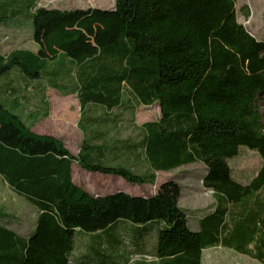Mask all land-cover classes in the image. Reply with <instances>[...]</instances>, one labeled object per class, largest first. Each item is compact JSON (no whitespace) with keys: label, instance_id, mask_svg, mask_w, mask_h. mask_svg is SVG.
<instances>
[{"label":"trees","instance_id":"obj_1","mask_svg":"<svg viewBox=\"0 0 264 264\" xmlns=\"http://www.w3.org/2000/svg\"><path fill=\"white\" fill-rule=\"evenodd\" d=\"M37 1L0 0V26L28 21L37 46L0 53V83L16 73L75 95L83 139L73 155L34 133L18 101L2 99L9 81L0 85V178L37 211L27 235L0 213V264H203L219 247L264 264V40L238 22L236 0H115L112 10ZM154 104L160 117L136 139L109 138ZM241 149L261 159L246 182L230 167ZM74 164L138 186L200 164L214 207L192 227L176 178L154 194L93 195L75 183Z\"/></svg>","mask_w":264,"mask_h":264},{"label":"rangeland","instance_id":"obj_2","mask_svg":"<svg viewBox=\"0 0 264 264\" xmlns=\"http://www.w3.org/2000/svg\"><path fill=\"white\" fill-rule=\"evenodd\" d=\"M115 0H38L37 8L75 10L97 8L101 10H112ZM238 22L257 40H264V0H236ZM242 9L248 11V17L244 16ZM15 49H24L36 52L37 46L31 41L30 24L21 20L11 26H0V53L8 54ZM8 87H11L12 95L4 94L2 99L12 101L16 99L20 104V115L31 128L40 135L52 136L63 142L65 147L76 155L83 139L82 132L78 129L80 107L75 95L62 97L52 90L44 81L38 84L24 81L21 76L12 73L8 80ZM28 83V84H27ZM44 98V101L42 100ZM48 105V113L44 118L43 105ZM259 111L264 119V97L259 100ZM160 117L157 104L150 107L140 106L134 114V124L128 121L120 126L110 129L108 136L112 140L136 139L138 127L146 123L155 122ZM126 119L128 117H125ZM105 129V128H104ZM134 162L132 161L131 164ZM259 156L246 149H242L239 156L230 162L233 175L246 182L253 173L260 167ZM126 166V165H125ZM136 166V165H134ZM139 167L136 166V169ZM143 174L142 171H135ZM204 172L202 165H192L180 168L172 173H157L154 186L131 185L126 181L97 174L89 176L77 164L73 167V179L76 184L90 194L96 195L112 193L114 187H118L130 195L154 194L159 184L167 179L176 178L181 186L182 195L179 206L186 210L191 219V226L196 225L199 217L211 212L214 207L212 193L203 188L200 177ZM122 181L127 186L120 183ZM0 213L7 214L14 218L10 225L17 233L27 235L32 229L37 211L22 198L12 194L9 188L0 178ZM196 227V226H195ZM240 232L242 229L239 230ZM203 264H260L247 256L239 255L223 248L205 250L202 258ZM106 264H110L107 262Z\"/></svg>","mask_w":264,"mask_h":264},{"label":"crops","instance_id":"obj_3","mask_svg":"<svg viewBox=\"0 0 264 264\" xmlns=\"http://www.w3.org/2000/svg\"><path fill=\"white\" fill-rule=\"evenodd\" d=\"M12 101H13V100H12ZM18 104H19V103H18ZM19 107H20V104H19ZM20 108H21V107H20ZM19 111H20V110H19ZM241 150H242V149H241ZM241 150H240V152H241ZM246 150H247V149H246ZM240 152H239V154H240ZM252 152H253V151H252ZM254 153H255V152H254ZM239 154H238V156H239ZM238 156H237V157H238ZM237 157H236V158H237ZM236 158H235V159H236ZM233 160H234V159H233ZM73 167H74V165H73ZM5 185H6V184H5ZM6 186H7V185H6ZM10 192H11L12 194H14L12 191H10ZM14 195H16V194H14ZM16 196H17V195H16ZM18 197H20V196H18ZM20 198H22V197H20ZM22 199H23V198H22ZM23 200H24V199H23ZM254 261H255V260H254ZM256 262H257V261H256Z\"/></svg>","mask_w":264,"mask_h":264},{"label":"water","instance_id":"obj_4","mask_svg":"<svg viewBox=\"0 0 264 264\" xmlns=\"http://www.w3.org/2000/svg\"><path fill=\"white\" fill-rule=\"evenodd\" d=\"M95 9H97V8H95ZM101 10V9H100Z\"/></svg>","mask_w":264,"mask_h":264}]
</instances>
